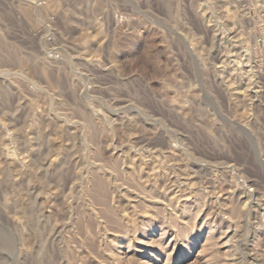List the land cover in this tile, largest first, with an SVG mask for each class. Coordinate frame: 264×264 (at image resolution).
Here are the masks:
<instances>
[{
  "label": "rangeland",
  "instance_id": "rangeland-1",
  "mask_svg": "<svg viewBox=\"0 0 264 264\" xmlns=\"http://www.w3.org/2000/svg\"><path fill=\"white\" fill-rule=\"evenodd\" d=\"M0 264H264V0H0Z\"/></svg>",
  "mask_w": 264,
  "mask_h": 264
},
{
  "label": "bare ground",
  "instance_id": "bare-ground-1",
  "mask_svg": "<svg viewBox=\"0 0 264 264\" xmlns=\"http://www.w3.org/2000/svg\"><path fill=\"white\" fill-rule=\"evenodd\" d=\"M54 160V159H53Z\"/></svg>",
  "mask_w": 264,
  "mask_h": 264
}]
</instances>
